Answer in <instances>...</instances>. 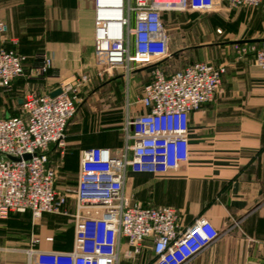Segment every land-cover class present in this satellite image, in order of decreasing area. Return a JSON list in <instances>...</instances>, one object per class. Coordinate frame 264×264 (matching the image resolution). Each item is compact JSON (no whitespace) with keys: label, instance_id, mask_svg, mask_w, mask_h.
<instances>
[{"label":"built area","instance_id":"obj_1","mask_svg":"<svg viewBox=\"0 0 264 264\" xmlns=\"http://www.w3.org/2000/svg\"><path fill=\"white\" fill-rule=\"evenodd\" d=\"M224 1L227 8L264 6V0ZM222 2L93 0V49L102 68L61 82L55 96L26 92L17 115L0 117V219L11 212L29 211L33 219L46 212L68 214L67 199L75 203L72 249H30L34 264H120V258L133 262L147 244L151 256L144 264H185L218 238L220 232L206 218L197 217L182 226L173 207L133 202L125 192V178L128 169L166 173L188 161L189 115L214 98L226 65L192 61L164 73L153 63L170 54L162 14L210 12L220 9ZM244 44L241 51H251L253 65L264 70V40ZM145 65L152 67L151 79L137 99L139 113L132 114L133 103L126 102L123 145L117 150L83 149L71 193L56 189L58 166L49 158V146L64 150L67 125L81 101V86L118 67L129 76L134 68ZM51 66L52 56L43 55L30 73L43 76ZM23 74L22 57L0 47V88H8ZM38 241L31 235V245Z\"/></svg>","mask_w":264,"mask_h":264},{"label":"crops","instance_id":"obj_2","mask_svg":"<svg viewBox=\"0 0 264 264\" xmlns=\"http://www.w3.org/2000/svg\"><path fill=\"white\" fill-rule=\"evenodd\" d=\"M222 4L220 24L229 43L264 40V8L228 9L224 0ZM17 5L9 11L12 19H0L5 25L0 28V47L22 57L25 74L7 88L18 106L26 92L50 94L61 82L102 68L93 49V0H22ZM0 7L6 14L5 7ZM43 55L52 56L51 68L43 76L31 75ZM213 63L225 64L226 72L214 98L189 115L188 161L166 173L128 169L125 192L144 206L175 208L182 226L203 217L220 232L185 264H264V70L233 57ZM151 68L137 67L126 76L118 67L101 78L94 76L84 88L83 103H77L66 129V148L58 152L53 144L49 146V158L58 166L56 189L75 187L83 149L117 150L123 145L126 102L133 103L132 114L141 111L137 99L151 79ZM98 103L103 105L101 110ZM111 120H117L119 127L106 128ZM66 208L68 214L46 212L35 219L24 212L29 218L25 231L9 229L8 221H2L6 229L0 230V264H34L30 249L70 251L73 199H67ZM31 235L39 239L35 245L30 243ZM120 264L129 262L120 258Z\"/></svg>","mask_w":264,"mask_h":264},{"label":"rangeland","instance_id":"obj_3","mask_svg":"<svg viewBox=\"0 0 264 264\" xmlns=\"http://www.w3.org/2000/svg\"><path fill=\"white\" fill-rule=\"evenodd\" d=\"M21 3L22 0H0V6L2 4V6L7 10L6 14L0 11V19L4 18V16L5 18L12 19V14L9 13L11 7L15 4H18L17 6H19ZM247 8L254 9L255 7ZM222 10H224L223 4L220 9L210 12H198L191 10L164 12L163 25L169 36L168 45L170 54L168 57L162 58L161 60L153 63L163 70L164 73H170L192 61L220 62L222 60L223 62L225 59L231 57L237 61L246 59L253 64V53L251 51H241V48L246 47L244 42L239 43L238 47H235L234 43L228 42L229 37L226 35L222 25L220 24V19L223 16ZM217 30H220V32H217ZM141 67L146 68L148 66L145 65ZM89 83L90 82L86 83V85H83L80 88L81 101H79V104L82 102L83 90ZM95 97H97L96 101L99 102L97 94ZM102 107L103 105H100V103L97 104V108H100V110ZM19 110L20 106H18L14 96H11L10 91L7 88H0V116L5 114H18ZM98 113L101 114L99 110ZM117 123V120H111V126L106 128L115 129L119 127ZM65 148L66 144L64 149ZM57 151L60 152L59 150ZM64 192L71 193V190H65ZM6 220L8 221L9 229L14 228L18 231H25L29 223L27 214L12 212L7 219H0V230L6 229V225L1 223ZM150 253V244H147V248L144 253L131 264H144L147 261V258H149ZM126 260L130 264L131 261L129 259Z\"/></svg>","mask_w":264,"mask_h":264},{"label":"water","instance_id":"obj_4","mask_svg":"<svg viewBox=\"0 0 264 264\" xmlns=\"http://www.w3.org/2000/svg\"><path fill=\"white\" fill-rule=\"evenodd\" d=\"M253 40H239V41H233L232 43H243V42H252ZM60 88L58 87V88H56V89H54L51 93H50V95H52V96H55V95H57L58 93H60Z\"/></svg>","mask_w":264,"mask_h":264},{"label":"trees","instance_id":"obj_5","mask_svg":"<svg viewBox=\"0 0 264 264\" xmlns=\"http://www.w3.org/2000/svg\"><path fill=\"white\" fill-rule=\"evenodd\" d=\"M260 7H261V8H264V6H260ZM163 15H164V13L162 14V20H163ZM5 48H6V49H9L8 47H5ZM40 63H41V62H40ZM40 63H39V64H40ZM39 64H38V65H39ZM155 65H156V64H155ZM36 66H37V65L33 66L32 68H34V67H36ZM156 66H157V65H156ZM22 67H23V64H22ZM23 70H24V67H23ZM24 74H25V70H24ZM76 111H77V110H76ZM74 115H75V114H74ZM74 115H73V116H74ZM17 213H24V212H17ZM47 213H48V212H47Z\"/></svg>","mask_w":264,"mask_h":264}]
</instances>
